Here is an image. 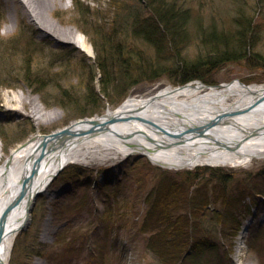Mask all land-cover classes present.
Instances as JSON below:
<instances>
[{
	"label": "rangeland",
	"instance_id": "1",
	"mask_svg": "<svg viewBox=\"0 0 264 264\" xmlns=\"http://www.w3.org/2000/svg\"><path fill=\"white\" fill-rule=\"evenodd\" d=\"M79 1L84 4L82 7L76 4V0H28L35 8V17H32L22 0H0V149L5 156L35 135H49L80 120L103 116L131 96H149L161 87H176L168 76L154 83H140L129 91L121 103L112 105L104 101L100 105L101 111L93 117L79 118L74 107L61 105V87L67 89L68 96L78 95L80 98L86 94L89 74L96 59L92 42L94 36L93 33L88 34V30L96 31L98 26L103 27L105 33L113 34V45L123 42L145 46L141 40H133L130 35L114 30L115 17L128 5L117 7L113 0ZM119 1L133 3L134 11L143 13L144 17L150 14L147 0ZM170 1H177L190 13L187 40L182 47V56L186 59L193 60L207 52L202 40L209 30L235 34L243 24V19L242 22L239 19L242 14L246 17L245 22L252 20L250 32L253 35L248 38L254 49L249 47V52L252 51L249 54L264 57V2ZM128 22L125 23L127 26L132 24V19ZM39 26L48 32L42 31ZM76 33L85 37L91 54L75 44L61 41L74 37ZM252 66L246 62L233 63L207 72V77L210 83H217L212 85L239 80L247 86H264V66ZM28 69L35 78L50 75L57 79V83L44 94L36 93V88H31L23 80ZM99 80L100 72L96 70L94 84L98 92ZM48 82L53 83L52 80ZM80 111L92 113L97 109ZM78 154L81 160L68 165L50 185L48 192L35 200L32 223L15 238L9 264H159L146 248L148 234L139 229L149 205L144 199L148 194L153 195L152 191L156 192L163 174L178 177L177 180L186 186L181 179L185 172H204L206 167L167 169L144 155L123 158L104 148L82 150ZM136 160L140 163L132 169ZM147 163L157 169L151 171ZM144 167L148 168L141 174L143 183L138 190L133 176ZM213 168L224 175L221 178L228 193L233 198L242 197L237 209L243 227L237 237L224 239L234 245L233 253L226 257L223 238L219 234L221 225L208 223L215 229L212 233L216 236L215 240L221 242L217 252L222 259L217 256L211 264H264V259L252 246L254 239H261L264 247V160H254L240 168ZM207 177L208 174L203 173L191 189L185 188L194 194L196 189L208 183ZM177 180L174 182L178 183ZM214 187H217V181L211 180L208 184V190L212 192L210 197ZM210 206V210H222L219 203ZM199 264L208 262L204 258Z\"/></svg>",
	"mask_w": 264,
	"mask_h": 264
},
{
	"label": "trees",
	"instance_id": "2",
	"mask_svg": "<svg viewBox=\"0 0 264 264\" xmlns=\"http://www.w3.org/2000/svg\"><path fill=\"white\" fill-rule=\"evenodd\" d=\"M113 2L117 3V7L128 5L126 10L124 9L115 17L114 30L130 35L133 40H141L145 46L140 47L135 42L130 45L123 42L113 45V34L105 33L103 27L98 26L96 31L88 30V34L93 33L94 36L92 42L96 59L89 74L90 82L87 85L86 94L81 95L80 98L78 95L68 96L67 89L61 87L62 94L59 98L64 107H74V111L79 113V118L93 117L101 111L100 105L104 101L112 105L121 103L133 87L143 82H157L165 78L164 76L170 77L175 85H184L195 80L212 85L217 83L209 82L211 81L207 77L209 71L243 62L249 63L251 67L252 65L264 66L263 56L256 53L249 54L252 51L249 52L248 48L253 47L251 39L248 38L253 35V32L252 34L250 32L252 20L245 22L246 17L243 14L239 18L240 22L243 19V24L235 34L222 33L216 29L209 30L202 40L207 52L201 57L189 60L182 56V47L187 40V22L190 19V13L186 7L178 5L177 1L147 0L146 7L150 10V14L145 18L143 13L134 11L133 3L128 4L118 0ZM258 2H264V0H258ZM81 3L76 0V4L80 7L84 5ZM131 19V26L129 24L127 26L125 23ZM96 70L100 72L99 92L94 84ZM23 80L31 88H36V93L40 94H44L57 83V79L50 75L35 78L30 69L25 73ZM50 80L53 81L52 84H49ZM118 96L119 99H117ZM85 108H96L97 112L82 113L80 110ZM138 163L140 161L136 160L132 169L136 168ZM147 165L151 168L150 164L147 163ZM148 167L141 168V171L133 176L138 190L143 183L141 174ZM154 169L157 168L150 170ZM203 169H205L204 172L187 171L181 176L186 186L191 189L201 174H208V183L196 189L194 194L189 193L186 186L181 183L182 181L177 180L178 177L172 178L173 175L163 174L164 178L157 184L156 192L152 191L153 195L148 194L144 199L149 205L139 229L142 233L148 234L146 248L159 264H199L204 258L208 264L213 263L217 256H221L217 252L221 242L215 240L216 236L212 235L215 229L208 224L212 222L222 227L219 234L223 238L226 257L234 251V245L229 244V240L225 242L224 239L237 237L240 231L242 220L237 204L242 197L233 198L228 193L227 186L221 178L224 175L219 174L218 169L207 167ZM210 179L217 181L212 197H210L212 192L208 190ZM174 180H177L179 184ZM212 203L216 205L219 203L222 210H210ZM124 225L125 222L122 226ZM254 240L252 246L264 259L261 239Z\"/></svg>",
	"mask_w": 264,
	"mask_h": 264
},
{
	"label": "bare ground",
	"instance_id": "3",
	"mask_svg": "<svg viewBox=\"0 0 264 264\" xmlns=\"http://www.w3.org/2000/svg\"><path fill=\"white\" fill-rule=\"evenodd\" d=\"M22 2L29 15L35 17L33 5L28 0ZM61 41L91 54L80 33ZM234 112L239 114L230 115ZM115 117L122 119L109 124ZM95 119L101 126L96 133L60 140L41 138L38 134L8 156L0 149V225L12 206L4 221L7 228L0 246V264H9L15 238L32 223L27 209L35 199L30 196L46 194L60 164L79 162L78 153L82 150L111 149L123 158L144 155L155 164L178 170L198 165L240 168L254 160H264V86L260 85L246 86L240 82L218 88L200 82L169 85L149 96H131ZM212 121L215 124L211 125ZM71 128L74 132L87 131L90 125L75 122ZM189 128L203 130L204 134L198 136L196 131L182 139L168 134L178 135ZM29 175L27 190L25 178Z\"/></svg>",
	"mask_w": 264,
	"mask_h": 264
},
{
	"label": "water",
	"instance_id": "4",
	"mask_svg": "<svg viewBox=\"0 0 264 264\" xmlns=\"http://www.w3.org/2000/svg\"><path fill=\"white\" fill-rule=\"evenodd\" d=\"M234 82H240L239 80H237V81H234ZM233 83V82H232ZM241 84H243L242 82H240ZM203 84V83H202ZM228 84H231V83H228ZM228 84H222V85H216V86H208V85H204V86H206V87H222V86H225V85H228ZM187 85V84H186ZM243 85H245V84H243ZM185 86V85H184ZM247 86V85H246ZM179 87V86H178ZM237 114H239V112H234V113H231L230 115H237ZM225 115V114H224ZM223 116V115H222ZM222 116L220 117V118H222ZM219 118V119H220ZM122 118H111L109 121H108V123L109 124H114V123H116L117 121H120ZM78 122H81V123H83V122H87V123H89V125H90V128L86 131V130H80L79 132H74L73 130H72V128H71V125L70 126H68V127H66V128H64V129H62V130H59V131H57V132H55V133H52V134H49V135H39V137H41V138H46V139H56V140H60V139H65L66 137H69V136H74V135H78V134H80V135H82V134H86V133H96V132H98L99 131V129H100V125L98 124V122H97V120L95 119V118H88V119H83V120H80V121H78ZM213 124H215V122H213L212 121V123H211V125H213ZM103 127V126H102ZM197 131V132H196ZM196 131H194V130H192L191 128H189V129H187V130H185L183 133H181V134H178V135H174V133H170V132H168V134H170L171 135V137H179L180 139H182V138H184V137H186L187 135H189L190 133H195L196 132V135H198V136H200V135H202V134H204L203 132V130H196ZM164 133H167V132H164ZM42 158V155L39 157V159H41ZM66 165L65 164H60V166H59V168H58V172L56 173V174H54V176L52 177V179H54L63 169H64V167H65ZM34 172H36V169L34 170ZM51 179V180H52ZM30 180H31V177H30V175L29 176H27L26 178H25V184L27 183V190H28V185H29V182H30ZM25 191H26V189H24V191L22 192V194H21V197L25 194ZM38 195V194H37ZM37 195L35 194V196H30V199H32V197L35 199L36 197H37ZM32 203L30 202V205H31ZM29 205V208L27 209V212L28 213H30L31 212V210H32V207ZM11 208H12V206L7 210V212L9 211V210H11ZM7 212H6V214L2 217V219H1V225H0V246H1V243H2V240H3V238H4V236H5V234H6V228H7V225H6V223H4V221H5V219H6V215H7Z\"/></svg>",
	"mask_w": 264,
	"mask_h": 264
}]
</instances>
